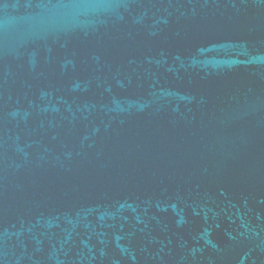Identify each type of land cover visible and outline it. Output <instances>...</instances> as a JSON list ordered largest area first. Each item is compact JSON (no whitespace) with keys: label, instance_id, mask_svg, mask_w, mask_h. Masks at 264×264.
<instances>
[{"label":"water","instance_id":"water-1","mask_svg":"<svg viewBox=\"0 0 264 264\" xmlns=\"http://www.w3.org/2000/svg\"><path fill=\"white\" fill-rule=\"evenodd\" d=\"M0 264H264V0H0Z\"/></svg>","mask_w":264,"mask_h":264}]
</instances>
